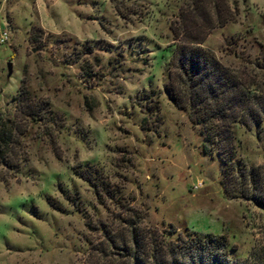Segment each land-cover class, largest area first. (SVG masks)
Listing matches in <instances>:
<instances>
[{"label": "rangeland", "instance_id": "374dc122", "mask_svg": "<svg viewBox=\"0 0 264 264\" xmlns=\"http://www.w3.org/2000/svg\"><path fill=\"white\" fill-rule=\"evenodd\" d=\"M224 1L235 3V20L200 46L264 91V0ZM188 2L0 0V120L20 131L11 165L0 163V264H86L124 206L139 210L144 226L173 229L169 239L222 234L233 259L264 264L262 211L223 192L216 154L202 151L197 127L163 90L169 25ZM21 80L32 101L48 103L54 123L14 114ZM230 129L234 156L263 165L264 121ZM86 167L119 190L122 208L97 198L77 173Z\"/></svg>", "mask_w": 264, "mask_h": 264}, {"label": "trees", "instance_id": "16d2710c", "mask_svg": "<svg viewBox=\"0 0 264 264\" xmlns=\"http://www.w3.org/2000/svg\"><path fill=\"white\" fill-rule=\"evenodd\" d=\"M235 3L224 0H189L170 23L172 47L167 63V81L163 90L170 103L184 112L197 127L204 153L216 154L221 163L219 185L223 192L236 193L259 208L264 220V164L247 166L234 156L230 126H257L264 121V91L242 69L221 64L200 43L208 32L233 22ZM144 97V96H143ZM14 114L23 121L54 123L55 114L45 100L32 101L21 80L14 96ZM147 111L157 115L155 101ZM144 120H142L143 122ZM20 133L11 122L0 120V163L11 165L10 143ZM15 137V136H14ZM89 183L94 194L115 201L122 208L118 189L99 176L94 168L77 171ZM119 226L102 229V242L90 248L95 253L86 264H242L233 259L222 234L187 231L168 236L174 230H156L142 225L143 214L125 207L114 215Z\"/></svg>", "mask_w": 264, "mask_h": 264}, {"label": "built area", "instance_id": "2783aa9c", "mask_svg": "<svg viewBox=\"0 0 264 264\" xmlns=\"http://www.w3.org/2000/svg\"><path fill=\"white\" fill-rule=\"evenodd\" d=\"M5 40H6V34L5 32H1L0 33V43H3ZM193 187L195 188L196 186H193Z\"/></svg>", "mask_w": 264, "mask_h": 264}, {"label": "water", "instance_id": "95a60500", "mask_svg": "<svg viewBox=\"0 0 264 264\" xmlns=\"http://www.w3.org/2000/svg\"><path fill=\"white\" fill-rule=\"evenodd\" d=\"M5 70H6V75L9 76L10 72H11V69H10V63L7 62L5 64Z\"/></svg>", "mask_w": 264, "mask_h": 264}]
</instances>
